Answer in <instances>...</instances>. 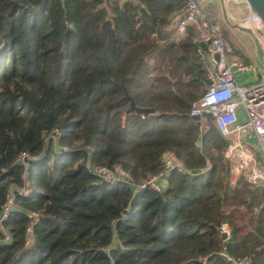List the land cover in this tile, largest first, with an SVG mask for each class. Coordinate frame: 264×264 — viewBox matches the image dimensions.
Instances as JSON below:
<instances>
[{"label": "trees", "instance_id": "obj_1", "mask_svg": "<svg viewBox=\"0 0 264 264\" xmlns=\"http://www.w3.org/2000/svg\"><path fill=\"white\" fill-rule=\"evenodd\" d=\"M44 2L0 0V214L14 195L0 264H230L224 251L264 264V191L245 172L232 183L230 140L189 116L208 80L194 30L172 40L184 0ZM125 90L155 113L130 112ZM167 151L192 174L137 189ZM88 165L121 166L130 183Z\"/></svg>", "mask_w": 264, "mask_h": 264}, {"label": "built area", "instance_id": "obj_2", "mask_svg": "<svg viewBox=\"0 0 264 264\" xmlns=\"http://www.w3.org/2000/svg\"><path fill=\"white\" fill-rule=\"evenodd\" d=\"M125 1V0H112ZM228 4H247L250 17L242 22L243 28L251 31H264V22L249 6L246 0H223ZM184 7L175 13L171 19V29L173 30L172 40L182 42L189 37L190 30H194L198 39L203 44V49L199 51L202 61L205 63V72L208 86L204 95L194 101L191 105L189 116L201 117V124L205 116L210 115L221 133L230 140L225 157L232 160L236 166L234 173L241 174L249 170L248 180L264 191V168L256 161L246 138L254 134L258 141V148L264 157V73L259 74L255 83L240 84L236 78V72H255L253 64H246L238 59L229 60L226 55L227 43L219 23L213 22L206 14L200 4V0H184ZM67 26H72L67 23ZM153 38H158L157 34ZM160 43H164L161 41ZM242 111L246 118L244 123L240 122L239 112ZM54 136H45L48 143ZM31 156L23 152L19 155L18 162L27 165ZM163 170L157 174L149 175L136 187L137 189L151 188L162 193L168 187V175L171 172L180 174H192L181 163L174 151H167L162 157ZM90 172L101 178L104 182L110 183L116 180L130 183L129 174L121 167L117 166L114 171H110L104 166L92 167L88 165ZM212 169L208 163L201 168L198 173H204ZM30 184L27 183L20 194L28 196L30 194ZM14 204V195L8 196L7 202L0 214V230L6 235L4 241L10 242V237L6 234L3 222L8 218ZM264 206V203L263 205ZM32 224L28 227L27 233L30 236L32 227L38 221L39 215L32 213ZM221 234H225V243L231 239L232 230L228 223L221 224ZM30 243L28 238L27 245ZM227 248L225 247V250ZM222 256L230 264H252L249 256L235 257L227 251Z\"/></svg>", "mask_w": 264, "mask_h": 264}, {"label": "crops", "instance_id": "obj_3", "mask_svg": "<svg viewBox=\"0 0 264 264\" xmlns=\"http://www.w3.org/2000/svg\"><path fill=\"white\" fill-rule=\"evenodd\" d=\"M200 4L207 16L214 22L219 23L222 30L229 33V36L233 39L232 43L226 40L227 48L226 55L229 60L238 59L246 64H253L256 67L255 72L238 73L236 72V78L240 84L255 83L258 80L259 74L264 73V56L257 57L252 51L249 44H246L244 40L237 34L235 28H229L226 23L229 17H234L231 13H227L225 2L223 0H200ZM249 9V8H248ZM250 14V11H249ZM251 15V14H250ZM249 15V17H250ZM237 28V27H236ZM241 29V28H240ZM247 33H251L247 30L241 29ZM237 40V41H236ZM240 122L244 123L246 118L242 111L239 112ZM239 174L233 172L231 176V182L235 183ZM248 178V175H247Z\"/></svg>", "mask_w": 264, "mask_h": 264}, {"label": "rangeland", "instance_id": "obj_4", "mask_svg": "<svg viewBox=\"0 0 264 264\" xmlns=\"http://www.w3.org/2000/svg\"><path fill=\"white\" fill-rule=\"evenodd\" d=\"M226 11L229 15L231 13L234 17H229L228 24L229 28H235L237 34L245 41L246 44H249L252 51L257 57L264 56V31H252V33H247L242 31L243 28L242 22L249 17V7L247 4H228L225 2ZM237 27V28H236ZM241 28V29H240ZM223 35L229 43H232L233 39L229 36L228 32L222 30ZM237 41V40H236ZM246 143L249 145V149L252 151L258 164L264 168V157L258 148V141L254 134L249 135L246 138ZM249 174V170H245V175Z\"/></svg>", "mask_w": 264, "mask_h": 264}, {"label": "water", "instance_id": "obj_5", "mask_svg": "<svg viewBox=\"0 0 264 264\" xmlns=\"http://www.w3.org/2000/svg\"><path fill=\"white\" fill-rule=\"evenodd\" d=\"M247 3L249 4L250 8L257 14L259 15V17L263 20L264 22V0H246ZM47 0H45L43 7L46 5ZM244 30H247L245 28H243ZM249 32L252 33L251 30H247ZM122 87L124 88V85L122 84ZM126 93V90H125ZM126 98L128 100H130V108L129 111L130 112H134L137 114H141L144 115L145 117L148 115H152L155 113V110H151V109H145V108H140L138 107L134 100L126 93ZM192 120H194L197 124H201V117L200 116H195L192 117ZM222 238L225 239L226 235L222 234Z\"/></svg>", "mask_w": 264, "mask_h": 264}]
</instances>
